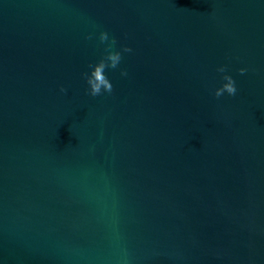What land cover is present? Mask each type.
Segmentation results:
<instances>
[{
	"label": "water",
	"instance_id": "obj_1",
	"mask_svg": "<svg viewBox=\"0 0 264 264\" xmlns=\"http://www.w3.org/2000/svg\"><path fill=\"white\" fill-rule=\"evenodd\" d=\"M0 264H264V0H0Z\"/></svg>",
	"mask_w": 264,
	"mask_h": 264
},
{
	"label": "clouds",
	"instance_id": "obj_2",
	"mask_svg": "<svg viewBox=\"0 0 264 264\" xmlns=\"http://www.w3.org/2000/svg\"><path fill=\"white\" fill-rule=\"evenodd\" d=\"M86 39H92V35L86 37ZM99 41L101 43H107V47L105 48V54L102 58L95 64H90L89 68L91 69L90 73H85L84 77L86 80L88 87V94L96 97L102 95L103 93L111 94L113 92V85L106 76V69H116L121 60L122 54L121 51L114 50L115 45L117 43L116 39L109 38V35L106 31H101L99 34ZM123 52H131L132 49L129 47H124L122 49ZM217 71L224 73L226 69L224 67H220ZM241 74H244L246 69L239 70ZM121 75H127L126 71H122ZM223 80L226 81L220 88L215 89L214 95L215 97H221L225 92L229 96H234L237 92L236 84L234 79L230 75H224ZM66 91L64 88H61V92Z\"/></svg>",
	"mask_w": 264,
	"mask_h": 264
}]
</instances>
